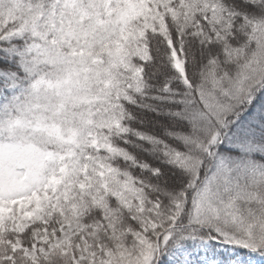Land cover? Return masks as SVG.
<instances>
[{"label": "snow or ice", "instance_id": "obj_1", "mask_svg": "<svg viewBox=\"0 0 264 264\" xmlns=\"http://www.w3.org/2000/svg\"><path fill=\"white\" fill-rule=\"evenodd\" d=\"M0 264H264V0H0Z\"/></svg>", "mask_w": 264, "mask_h": 264}]
</instances>
